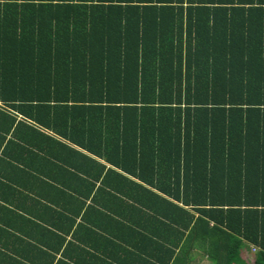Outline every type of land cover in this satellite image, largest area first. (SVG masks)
I'll return each instance as SVG.
<instances>
[{
  "label": "trees",
  "instance_id": "16d2710c",
  "mask_svg": "<svg viewBox=\"0 0 264 264\" xmlns=\"http://www.w3.org/2000/svg\"><path fill=\"white\" fill-rule=\"evenodd\" d=\"M242 252L264 264V0H0V264Z\"/></svg>",
  "mask_w": 264,
  "mask_h": 264
},
{
  "label": "rangeland",
  "instance_id": "374dc122",
  "mask_svg": "<svg viewBox=\"0 0 264 264\" xmlns=\"http://www.w3.org/2000/svg\"><path fill=\"white\" fill-rule=\"evenodd\" d=\"M240 264H251L252 263V255L250 253H241V258H240ZM207 260L204 259L202 260L199 264H207Z\"/></svg>",
  "mask_w": 264,
  "mask_h": 264
},
{
  "label": "crops",
  "instance_id": "0c3cea01",
  "mask_svg": "<svg viewBox=\"0 0 264 264\" xmlns=\"http://www.w3.org/2000/svg\"><path fill=\"white\" fill-rule=\"evenodd\" d=\"M67 237H69V236H67Z\"/></svg>",
  "mask_w": 264,
  "mask_h": 264
}]
</instances>
